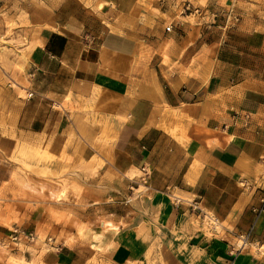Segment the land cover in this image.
I'll list each match as a JSON object with an SVG mask.
<instances>
[{"label":"crops","instance_id":"obj_1","mask_svg":"<svg viewBox=\"0 0 264 264\" xmlns=\"http://www.w3.org/2000/svg\"><path fill=\"white\" fill-rule=\"evenodd\" d=\"M203 1L212 11L225 10L221 0ZM135 3L113 0L115 9L104 8L111 25L87 15L57 19L56 29L40 30L29 54L28 78L19 85L28 97L10 90L6 114L0 116V157L10 155L17 140L41 135L60 152L70 145L66 153L75 161L100 157L104 165L91 180L95 189L81 196L92 207L127 205L131 191L141 186L139 177L133 181L130 174L146 167L151 176L137 196V211L124 209L115 217L119 229L106 249L113 264L142 261L152 244L160 248L165 264H264V255L252 249L264 247V214L258 212L264 207V70H251L250 78L230 84L233 69L217 54L211 75L188 78L176 70L170 76L156 53L165 20L155 16L150 30L134 17ZM242 8L237 11L247 16ZM168 14L177 18L171 10ZM184 24L177 20L175 30ZM243 36L256 40L253 33ZM142 40L155 51L150 58L140 54ZM172 41L174 62L194 55L197 41L184 51V40L173 36ZM250 50L264 62V40ZM145 58L156 61L154 69L143 67ZM164 103L192 120L187 121L188 141L159 127L175 130L176 122H164L156 110ZM244 114L250 115L247 124ZM94 122L109 123L115 141L94 149L90 142L109 138L101 126L89 124ZM196 205L218 222L221 232L207 229L191 209ZM72 206L76 211V199Z\"/></svg>","mask_w":264,"mask_h":264},{"label":"rangeland","instance_id":"obj_2","mask_svg":"<svg viewBox=\"0 0 264 264\" xmlns=\"http://www.w3.org/2000/svg\"><path fill=\"white\" fill-rule=\"evenodd\" d=\"M112 1L0 0V116L6 114L5 109L10 103L7 94L10 90L18 91L22 99L28 97V93L20 91L19 85L26 83L28 78L31 64L29 54L36 46L35 39L40 30L44 27L56 29L57 19L65 21L71 17L83 18L87 15H93L111 25L108 21L109 15L104 14V8L108 6L115 9L116 5H112ZM187 1L136 0L135 3L134 17H139L142 25L150 30L155 29V16L165 20L162 34L157 37L161 38L163 43L156 53L162 58L161 64L169 70L170 76L176 70L188 78L200 77L198 75L204 72L211 75L217 54L218 58L226 61L233 69L230 84L241 81L244 77L250 78L251 70H264V62L255 59L261 55L250 50L251 44L261 45L264 40V0H244L246 3L243 4H239L237 0H221L225 9L222 12L212 11L206 1L189 0L208 12L209 16L205 22L202 21L203 16L185 9ZM240 7H244L242 10L248 13L247 16H242L237 11ZM170 10L177 18L173 19L168 14ZM231 10L239 17V22H227L226 13ZM177 20L184 21L182 29L175 30L174 24ZM251 33L255 41L243 36ZM173 36H177L180 41L184 40L183 51L197 41L193 49L195 53L191 51V54L194 53L191 58L185 59L184 62H174L171 59L175 49ZM212 42L213 45L206 46V43ZM141 44L140 54L146 52L145 57L150 58L155 51L148 47L146 42L143 43V40ZM155 66L156 61L150 63L149 59L143 64L145 69H154ZM169 75L165 74L168 80ZM162 82L165 86L166 82L163 79ZM156 87L163 94L161 88L158 85ZM166 106L164 103L156 110L161 113L164 122H176L174 126L168 124L175 130L171 131L165 126L159 127L180 142L188 141L191 125L187 121L192 120L187 118L184 111L177 110L174 113ZM91 109L95 110L94 107ZM89 124L101 126L109 136L108 139L90 142L94 149H100L101 145L107 147L108 143L115 141L110 138L112 129L109 123ZM182 134L183 141L179 138ZM71 142L69 141V144ZM68 146L70 145H66L60 152L52 141L48 143V139L41 135L34 141L17 140L12 153L0 157V264H113L106 249L109 247L108 240L113 238L119 229L115 217L121 216L124 209L137 211V196L139 192L145 191V185L139 181L140 190L131 191V204L121 202L108 206L102 203L92 207L83 201L81 196L91 193V180L98 178L99 168L104 162L96 155L89 161L84 157H79V162L75 161V157L66 153ZM141 176L139 171L137 174H130L133 181L138 180V177L141 180ZM96 187L103 189L101 185ZM72 199L77 201L76 211L72 206ZM82 201L83 203H80ZM96 207L98 209L95 210ZM205 225L208 230L216 228L222 231L214 219L207 218ZM17 228L36 231L39 240L16 247L10 240V235ZM252 249L264 255V247ZM128 264L165 263L160 248L152 244L142 261Z\"/></svg>","mask_w":264,"mask_h":264},{"label":"built area","instance_id":"obj_3","mask_svg":"<svg viewBox=\"0 0 264 264\" xmlns=\"http://www.w3.org/2000/svg\"><path fill=\"white\" fill-rule=\"evenodd\" d=\"M185 9L190 10V11L193 10L195 14L203 16L204 18L209 16L208 12L206 10H204L201 7H195L190 1L186 2ZM226 17H227L228 23H236V22H239V20H240L239 17L237 15H235L233 10L227 12ZM31 96H32V94L29 95V97H31ZM243 117L245 120L244 123L247 124L250 120V115L244 114ZM150 176H151V174H150V172L147 171V168L146 167L143 168L142 169V176L140 177L141 182L144 185H147V183L150 179ZM262 204H264V199L262 200ZM191 209L193 211H198L199 215L202 217L203 220H207V218H213L212 216H210L209 214L204 212L202 209L197 207V205L191 206ZM258 212H260L261 214H264V207L262 209H260ZM10 240L12 241V243L16 247H19L22 245L36 243L39 240V237H38L36 231H29L28 229L17 228L10 235ZM49 241L52 242V240H50V239H49ZM243 245H244V243H243Z\"/></svg>","mask_w":264,"mask_h":264},{"label":"bare ground","instance_id":"obj_4","mask_svg":"<svg viewBox=\"0 0 264 264\" xmlns=\"http://www.w3.org/2000/svg\"><path fill=\"white\" fill-rule=\"evenodd\" d=\"M61 197L63 198V197H64V194H62V195H61ZM60 200H62V199H60ZM208 219H210V220H211V219H213V218H208Z\"/></svg>","mask_w":264,"mask_h":264}]
</instances>
